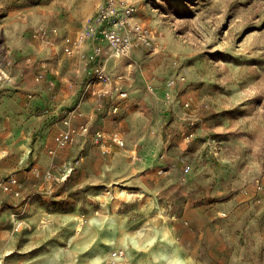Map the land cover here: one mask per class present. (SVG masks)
Instances as JSON below:
<instances>
[{
    "label": "rangeland",
    "instance_id": "1",
    "mask_svg": "<svg viewBox=\"0 0 264 264\" xmlns=\"http://www.w3.org/2000/svg\"><path fill=\"white\" fill-rule=\"evenodd\" d=\"M125 1L159 51L89 98L65 48L104 0H0V264H264V0Z\"/></svg>",
    "mask_w": 264,
    "mask_h": 264
},
{
    "label": "built area",
    "instance_id": "2",
    "mask_svg": "<svg viewBox=\"0 0 264 264\" xmlns=\"http://www.w3.org/2000/svg\"><path fill=\"white\" fill-rule=\"evenodd\" d=\"M137 13V6L125 0H104L94 14L86 20L83 28L78 31L75 37L68 38L69 44L65 48L66 53L69 55L82 53V70L89 79V83L104 85L98 91L99 97L110 93L113 84L121 95H126L125 75L114 76L107 70L106 61L110 56L122 59L131 58L135 50L141 46L149 48L151 53L159 51L157 32L147 28L145 24L139 21L136 18ZM55 31L57 32L56 29ZM48 33L49 31L41 26L36 28L31 36L32 38H40ZM90 42L93 44V50L91 53H87L86 44ZM141 67L140 64L139 68ZM74 113L73 110L70 115H74ZM65 124V127L61 128L57 135V141L61 146H66L72 142L74 136V130L69 128V119L65 121ZM81 129L87 131L88 126L82 125ZM190 135H194V133ZM113 140L119 144H124V139L119 134H115ZM136 157L139 158V154ZM190 169L191 167L188 166L184 172L187 173ZM16 182L17 179L12 180V183Z\"/></svg>",
    "mask_w": 264,
    "mask_h": 264
},
{
    "label": "crops",
    "instance_id": "3",
    "mask_svg": "<svg viewBox=\"0 0 264 264\" xmlns=\"http://www.w3.org/2000/svg\"><path fill=\"white\" fill-rule=\"evenodd\" d=\"M53 45H56L55 43L53 44ZM87 46H86V51L87 52H89V53H91L92 52V50H93V44H92V42H90V43H88V44H86ZM124 59H126V58H124ZM127 59H130V58H127ZM111 61H115V60H111ZM139 62H138V60H134V61H132V62H128L127 63V65H128V67H132L130 64H133V65H135L134 67H136V64H138ZM121 64V63H120ZM43 65H45L44 63H43ZM75 65H76V72H77V76L76 77H74L72 80H70V81H72L71 83H72V85H74L75 87H76V89H81L80 88V84H83L85 81L86 82H89V79L87 78V76H86V74L85 75H83V70H82V64H81V61L79 60V61H75ZM139 65V64H138ZM113 67H115V65H113ZM137 68V67H136ZM69 81V82H70ZM100 84L99 83H95V84H90L89 85V87L88 88H86V92L88 93V94H86L89 98L91 97L90 95H91V93H92V91L93 90H101L102 89V87L101 88H98V87H100L99 86ZM81 91V90H80ZM80 94H82L81 92H80ZM56 97V96H55ZM55 97H53L52 96V100H53V98H55ZM47 109H48V111L50 110V108L49 107H47ZM157 148H158V146L157 147H155V150L157 151Z\"/></svg>",
    "mask_w": 264,
    "mask_h": 264
},
{
    "label": "bare ground",
    "instance_id": "4",
    "mask_svg": "<svg viewBox=\"0 0 264 264\" xmlns=\"http://www.w3.org/2000/svg\"><path fill=\"white\" fill-rule=\"evenodd\" d=\"M4 75V74H3ZM145 155V154H144ZM146 157V156H145ZM83 227H82V223H79L78 224V231L81 230Z\"/></svg>",
    "mask_w": 264,
    "mask_h": 264
}]
</instances>
